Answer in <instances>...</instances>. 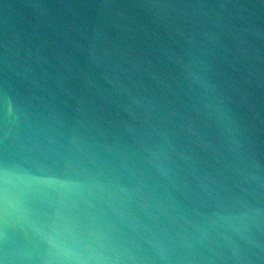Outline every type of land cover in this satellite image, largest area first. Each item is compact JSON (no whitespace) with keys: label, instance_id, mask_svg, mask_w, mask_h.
I'll return each mask as SVG.
<instances>
[{"label":"water","instance_id":"water-1","mask_svg":"<svg viewBox=\"0 0 264 264\" xmlns=\"http://www.w3.org/2000/svg\"><path fill=\"white\" fill-rule=\"evenodd\" d=\"M5 160L73 253L264 264V0H0Z\"/></svg>","mask_w":264,"mask_h":264},{"label":"clouds","instance_id":"clouds-1","mask_svg":"<svg viewBox=\"0 0 264 264\" xmlns=\"http://www.w3.org/2000/svg\"><path fill=\"white\" fill-rule=\"evenodd\" d=\"M25 163L15 160L0 162V218L5 229L9 225L16 229L0 264H126L134 259L127 249L121 250L122 246L117 244H111V255H86L69 250L64 231L57 223L61 217L58 206L63 201L44 188L21 183L18 178L32 172ZM44 183L49 186L60 183L67 188L73 186L67 181L51 178L45 179ZM75 188L82 192L85 185L77 183ZM111 239L109 237L110 243Z\"/></svg>","mask_w":264,"mask_h":264}]
</instances>
